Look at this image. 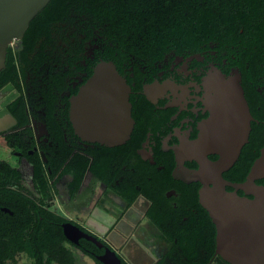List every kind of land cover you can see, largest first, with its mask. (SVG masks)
Wrapping results in <instances>:
<instances>
[{"label":"flooded vegetation","instance_id":"obj_1","mask_svg":"<svg viewBox=\"0 0 264 264\" xmlns=\"http://www.w3.org/2000/svg\"><path fill=\"white\" fill-rule=\"evenodd\" d=\"M76 21H51L48 30L27 50L20 89L11 84L0 87V119L10 114L14 120L7 118V127L0 130V189L13 187L15 168L20 175L15 188L42 207L25 206L22 199L0 192V263H39V256L29 254L20 248L19 242L12 241L13 229L27 226L34 211L52 212L63 217V222L71 221L94 235L101 242L96 245L101 251L91 255L79 248L83 237L77 244L66 242L93 264L97 260L95 255L101 254L105 246L132 264L121 252L123 246L117 249L114 245L118 241L108 236L121 219L130 220L132 228L126 242L146 247L152 238L163 245L153 249L156 257L149 264H177L174 259L189 256L215 262L220 257L215 251V226L198 200L202 183L186 178L187 173L198 168V163L193 159L179 163L175 149L198 137L200 124L209 114L204 103L203 78L213 67L226 75L231 69L238 70L250 113V128L238 156L222 171V177L232 182L245 181L251 164L264 147V56L255 52L258 49L251 46L247 33L232 30L229 49H222L225 45L218 41L221 37L216 41L202 40L193 49L169 43L151 49L148 53L155 57L150 59L130 56L114 63L129 87L132 123L123 142L106 145L81 139L69 119L70 98L77 94L95 65L106 60L102 57L105 47H100L97 39L87 33L75 31ZM23 45L22 36L9 46L18 51ZM18 95L22 96L20 101H16ZM65 150H69V155L58 165ZM208 157L215 160L218 156L211 153ZM39 163L43 164L47 189L35 188L32 182ZM67 163L71 173H62ZM80 170V183L72 192L69 183ZM255 182L264 185V176ZM236 192L252 198L242 189ZM132 193L135 195L129 201ZM95 208L114 218L102 233L91 228L94 224L89 227L86 223ZM140 218L143 224L138 227ZM13 220L18 223L15 225ZM73 256V264H78ZM61 259L64 261L62 257L41 255L43 264H60Z\"/></svg>","mask_w":264,"mask_h":264},{"label":"water","instance_id":"obj_2","mask_svg":"<svg viewBox=\"0 0 264 264\" xmlns=\"http://www.w3.org/2000/svg\"><path fill=\"white\" fill-rule=\"evenodd\" d=\"M49 0H0V70L5 66L7 47L20 39L29 21ZM204 103L209 112L200 124L198 137L175 149L178 162L193 159L198 168L186 178L202 183L198 200L215 226V251L229 264H264V185L256 178L264 176V147L253 161L243 182L222 177L247 140L250 113L240 84V72L231 69L226 75L213 67L203 78ZM129 87L111 60H100L91 75L70 98L69 119L83 140L106 145L123 142L131 130L128 102ZM0 119V130L7 127ZM218 157L211 160L208 155ZM225 186L232 187L227 190ZM236 189L252 198L238 195ZM63 235L77 244L83 237L100 246L92 234L71 221L61 223ZM95 258L102 264H123L114 249L104 247Z\"/></svg>","mask_w":264,"mask_h":264},{"label":"trees","instance_id":"obj_3","mask_svg":"<svg viewBox=\"0 0 264 264\" xmlns=\"http://www.w3.org/2000/svg\"><path fill=\"white\" fill-rule=\"evenodd\" d=\"M64 18L72 21L77 19L75 31L96 38L100 47H105L102 57L115 64L130 56L150 59L155 57L148 53L151 49L164 47L169 43L193 49L202 40L216 41L221 37L218 41L226 46L222 49H229L232 47V30L247 33L251 46L258 49L255 52L264 56V0H49L29 21L23 33V49L14 51L10 46L7 47L5 66L0 70V87L11 84L20 89V82L25 77L22 61L27 50L30 51L39 35L48 30L51 21ZM243 45L246 46L244 42ZM20 99L22 96L18 95L16 101ZM20 106L22 109V103ZM9 111L15 114L10 108ZM68 155L69 150H65L58 165L63 164ZM50 166L54 170L51 164ZM69 166L70 163H67L62 173H71ZM92 170L100 177L94 168ZM43 171V164H36L32 176L33 185L41 190L48 188ZM12 174L13 187L1 188L0 192L22 199L25 206L42 208L33 198L15 188L20 175L15 168L12 169ZM80 176L81 170L70 181L72 192L78 187ZM134 195L132 193L128 196V200ZM64 220L49 211H34L27 219V226L13 229L12 241L19 242L20 248L29 254L39 256L38 264H43L41 255L45 253L52 258H64V261L60 260V264H73L75 258L65 244L68 240L60 227V222ZM13 222L16 225L18 220ZM23 242L26 243L21 244ZM79 248L89 255L101 251L96 244L85 238L80 239ZM121 261L127 264L123 259ZM174 261L177 264H229L221 257L215 262H210L206 257L196 259L193 256ZM95 263L102 264L98 260Z\"/></svg>","mask_w":264,"mask_h":264},{"label":"crops","instance_id":"obj_4","mask_svg":"<svg viewBox=\"0 0 264 264\" xmlns=\"http://www.w3.org/2000/svg\"><path fill=\"white\" fill-rule=\"evenodd\" d=\"M89 215L90 216L86 220L87 225L89 227H91V226H93L92 224H94V226L91 228H93L94 230L96 229L99 233H102L106 226H109L110 224H112L114 222V218L110 214H107L106 212H104L98 208H95L93 211H91ZM134 215L137 216L136 214H134ZM137 218H139V217L137 216L136 219ZM142 224H143V221H142V218H140L138 227L142 226ZM130 225H131L130 220L121 219L116 223L115 228L108 233V236L111 237V239L113 241H115V240L118 241L117 242L118 244L114 245L117 249H119L122 246L125 247V250L128 253V255H126L127 256L126 258L132 264H149V263H151L154 256L156 257V253L154 252L153 249H155L157 246L160 247L163 245L159 242H157V243L154 242L152 238H150V243L148 245H146L147 248L142 246L141 244L134 245V244H130L129 242H126L125 238L128 237V235H130L129 231H131V229H132ZM152 234H153V232H152ZM120 240L124 241V242L123 243L120 242V244H119ZM70 250H71V248H70ZM149 251L151 253H149ZM73 252H74V250H72V253ZM146 253L148 254L147 255L148 257L146 256ZM73 254H75V253H73ZM75 257L77 259L76 255H75ZM144 257H146L147 259ZM76 261H78V260H76Z\"/></svg>","mask_w":264,"mask_h":264},{"label":"rangeland","instance_id":"obj_5","mask_svg":"<svg viewBox=\"0 0 264 264\" xmlns=\"http://www.w3.org/2000/svg\"><path fill=\"white\" fill-rule=\"evenodd\" d=\"M12 43V42H11ZM24 181H25V183L26 184H28L27 183V181H28V177L27 176H25L24 177ZM38 200V199H37ZM68 247H70L71 248V250H74V253H75V255L77 256V262H78V264H93V262L88 258V257H86V256H84L79 250H77V249H75V248H73V247H71L69 244H67V243H65ZM121 252L124 254V255H128V253L126 252V250H125V248L123 247V248H121Z\"/></svg>","mask_w":264,"mask_h":264}]
</instances>
